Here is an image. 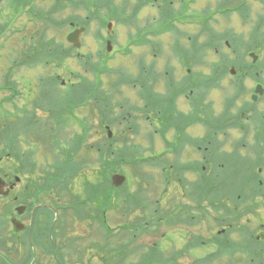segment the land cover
<instances>
[{"label": "flooded vegetation", "instance_id": "af4514ba", "mask_svg": "<svg viewBox=\"0 0 264 264\" xmlns=\"http://www.w3.org/2000/svg\"><path fill=\"white\" fill-rule=\"evenodd\" d=\"M233 2L220 1L214 11L208 12L211 2L200 11V0H151L149 5L157 6L158 14L145 28H133L130 34L132 46L140 43V49H148L138 61L139 70L144 69L145 75L131 79L136 87L137 80L145 76L149 91V146L154 149L159 142L163 145L160 153L154 150L149 157V164L163 167L164 180L169 183L163 189L160 222L166 223L167 228H196L191 231L192 239L177 245L168 242L164 257L171 264L196 258L197 230L204 214L217 205L220 181H229L226 191L230 187L231 190L227 194L231 197L236 193L240 206L249 196L260 198L264 204V89L256 93L257 85L264 87V64L260 66V60L253 62L250 53L255 50L245 53L251 58V65L239 57L246 44L240 43L239 34L225 27V23L228 25L233 19L229 16L236 13L240 24L247 25L249 0L229 5ZM70 25L71 31L78 27L74 22ZM258 28L257 39L264 40V28ZM87 33L88 28L83 41ZM96 36L104 42L106 35L99 29ZM228 51L232 52L230 57ZM145 54L149 56L147 61ZM261 105L262 110L258 108ZM83 110L89 113L81 119L85 122L81 128L88 129V120L96 121L97 127H92L98 128V138L104 139L101 110ZM45 111L51 123L36 125L49 128L54 146L63 145L66 148L59 150L61 154L70 155L72 140L65 136L68 124L63 118L64 109ZM30 144L37 145L29 148ZM59 151L47 149L41 141L24 139L18 142L17 169L7 165L12 151L7 152L5 164L1 158L0 177L6 185L0 190V264H48L50 251L58 264H69L62 261L58 251H73V223H91L87 215L79 218L71 185L56 178L55 163L40 162V154L47 157L58 155ZM151 192L149 189V195ZM227 200L226 197V205H231V198ZM219 238L212 240L216 241L215 246ZM246 239L243 236L241 255L249 254L245 251ZM103 244L98 256L90 250V260L98 259L100 264L101 259L104 264ZM11 251L16 255H11ZM30 251L33 257L28 261Z\"/></svg>", "mask_w": 264, "mask_h": 264}, {"label": "rangeland", "instance_id": "374dc122", "mask_svg": "<svg viewBox=\"0 0 264 264\" xmlns=\"http://www.w3.org/2000/svg\"><path fill=\"white\" fill-rule=\"evenodd\" d=\"M123 1L114 0L113 4L110 5L103 3L102 0H0V101H7L10 97H13L10 90L2 89V86L7 85L6 82L10 80V86L15 87L19 91V94L13 97V105L31 108V103L36 100L39 102V105H44L50 101L49 103L57 108V99L54 98H59L58 92L65 93V91H69V87L62 86V88L58 86L59 91L56 88L52 89L50 85L55 84L56 86L55 75L59 76L60 79H64L67 82L66 85H69L71 81L75 82L77 80L86 82L84 77H87L89 82L96 81L100 83L103 91L112 94L107 95L105 93L104 101L95 102L94 106V102H89L88 109L103 104V109L105 106V116L111 113L110 109L114 108V113L116 114L125 109L133 115L132 120L134 118L139 119V122L136 124L139 125L140 131L137 135H130L128 138L129 142L126 145L122 138L124 136V122H119L121 116L110 117V123H116L115 126L111 127L116 138L114 139V143L108 142L106 144L105 160L107 158L106 162L113 165L114 169H117V167L123 169L121 170L129 178L125 192H129L130 194L137 193L139 195L137 202L141 204L136 212L127 214V216H125L126 213L122 215L118 211H109L108 223L110 227L115 229L124 220H127L128 223H143V221L139 222L138 220L136 222L137 217L144 218L145 222L147 220L148 222L149 220H154L155 223H161L162 208L155 203V200L159 198V194L161 193L160 204H162V199L165 197V191L162 188L169 185L168 181L164 180L163 167L159 163H145L146 161L144 160L150 157V155H154L151 154L154 150L155 153H160L163 146L161 142L155 144L154 149L149 146V124L145 120L146 115L142 111L146 106H149V91L147 92L148 84L144 79L145 76L137 80L136 87H134V83L128 84V80L130 79L125 80L126 82L124 83H119L117 88L114 87L117 81H123L129 74L132 75V78L139 75V58L148 49H136L129 56H124L121 55L117 47L120 45L129 48L127 39L129 34H131L130 32L136 27L145 28L149 24V20H152L153 15L158 14L157 6L153 7L149 4L143 6L138 11V15L134 18V21L133 19L130 21L134 23L131 26H113L115 32L117 28L118 38L115 37L114 39L115 45H113L111 53H103L101 50L103 47L100 43L103 45L104 42H100L96 36L99 29H102L104 33L106 32V21L109 18L115 19L114 17H120L123 13L124 15L126 13V15L133 17L132 14L135 12L137 0H127L129 2L128 7L123 4ZM220 1L224 0H200L201 3L197 7L200 6L201 11L202 8L208 6L211 2L210 6H208L211 10H208V12H212L219 5ZM237 2L239 0H234L233 4L229 5L236 6ZM248 3L249 16L247 25H241L239 22L240 17L236 13H233L229 16V19H233L228 25L226 22L225 27L239 34L237 36L239 42L246 44L245 49L241 52L242 55H239V57L244 59L245 63L247 60L251 65L252 60L245 53L249 50H255L260 55V62L258 60V64L261 66L264 64V40L257 39L255 29H259L258 27L264 28V0H249ZM108 5L109 8H107ZM182 6L184 7V3ZM124 8H126V12ZM35 12L38 14H35ZM199 13L202 15V12ZM71 22L88 28V33L85 35L83 41V48L79 50L73 48L66 39L68 33L71 31ZM150 22L152 23V21ZM243 28L246 31H242ZM40 44L42 46L41 49H39ZM43 45H46L44 47L49 49L50 54L48 56L46 54V57L42 56V53L46 50L43 48ZM136 46L139 45L133 44L130 50ZM60 53H64L65 57L69 55L68 59L66 58L63 62L55 63L56 56L60 57ZM227 54L230 57L232 52L228 51ZM37 55H40V57L35 58ZM144 56L145 61H147L149 56L147 54ZM82 57L85 58L84 61ZM97 63L104 65L102 72L94 70ZM7 77L10 79H6ZM41 83H50L44 85L49 87L50 93L52 92L48 98H43L39 93V88L42 86ZM157 89L160 91L159 88ZM156 97L157 95L154 94V98ZM207 98L208 104L210 95ZM3 104V108L13 107L12 102L7 101L3 102ZM263 105L257 107L262 110ZM83 109L82 107L78 109V112L81 111L82 117L89 113L88 111L84 113L83 111L85 110ZM93 123L96 124V121L91 122V120H88V124L94 125ZM24 126L25 123L21 122L20 127ZM15 131L14 129L10 136ZM75 131H77V128L73 125L67 131L65 135L66 139H70ZM93 132H95V128H93ZM126 133L128 132L126 131ZM36 139L46 140V138L38 137ZM157 139L159 141L161 137L158 136ZM95 140V137L90 138L88 145ZM33 145L37 144H30L29 148ZM1 146L0 151L2 150ZM130 146H133V148ZM91 150L92 154L90 157L95 161L97 154L95 149L92 148ZM112 151L115 152L114 155L110 154ZM83 154L85 155V151ZM39 157L42 165L45 163L54 164L53 158L50 155L44 157L40 154ZM137 159H140L139 162H137ZM7 165L17 166L16 157H10ZM119 168L118 170L120 171ZM86 176L92 180L91 174L86 173ZM78 179L79 177L75 180L74 191H79L80 189V180ZM221 182L222 186L218 190L217 205L214 206L212 212L204 214L205 218L199 224L200 227L198 225L196 245L194 241V254H196V258L181 259L179 262L176 261L178 264H264V244L260 246L261 252L257 256L247 253L246 255H241L239 252H243L242 246L244 241L242 232L248 230L255 237L264 232L262 228V225L264 226V204L263 202L261 203L262 200L249 196V199L245 201L246 203L248 201V205H245V202L242 201L243 203L240 206L237 202L238 197L236 193L231 197L227 194L231 190L226 191L229 181L225 179L219 183ZM149 189H152L150 196ZM123 196L121 195V197ZM226 197L228 199L227 202L231 198V205L229 206L226 205ZM233 204L234 206L237 205V207H232ZM245 210L249 211V213ZM154 211H156V214H153ZM73 227L74 236H78L77 245L82 247L85 242L83 237L87 234L86 223H74ZM95 227L97 226L93 227V233ZM168 228L164 224L160 228H147L138 232L139 238L136 243L142 246H149V258H152V255H154V259L163 260L164 254L162 252L166 251L165 248L168 245L163 239L164 233H167L174 245H177L179 242L181 244L189 238L192 239L191 231L196 230V228H192L189 225H186L185 229L178 225L168 226ZM222 229H226L224 232L226 233V241L223 243V246L219 245L220 249L218 250V245L215 246L216 241L212 240L219 238L218 236L221 234L219 232ZM225 245H227V250H224ZM13 247L11 245V248ZM0 251H2L1 248ZM236 252L238 253L235 254ZM211 253L213 255L208 256ZM229 253L232 255H228ZM11 255H16V252L11 251ZM65 256L69 262H72L73 257H75V255L71 256L69 254ZM85 256L90 255L86 254ZM88 259L89 257L86 258V260ZM92 262L94 264L98 263L97 259L92 260ZM49 264H53V261L50 259Z\"/></svg>", "mask_w": 264, "mask_h": 264}, {"label": "trees", "instance_id": "16d2710c", "mask_svg": "<svg viewBox=\"0 0 264 264\" xmlns=\"http://www.w3.org/2000/svg\"><path fill=\"white\" fill-rule=\"evenodd\" d=\"M113 1L114 0H102L103 3L110 4V5L113 4ZM149 2H151V0H138L137 4L135 5L136 6L135 12L132 15L136 16L138 11L141 8H143V6L149 4ZM123 4L129 5V2L127 0H124ZM107 8H109V5ZM124 11L126 12V8H124ZM123 14L120 17L118 16L114 18L118 21H125L124 20L125 18H129V17H125V18L122 17ZM44 46L46 45H43V48L46 50L42 53V56L46 57V54L48 56L50 53H49V49H47ZM40 48H42L41 44H40ZM68 56L65 57L64 53H60L59 59L61 61H64ZM37 57H40V55L35 56V58ZM95 69L97 68H94V70ZM110 111L111 113L107 115L108 120L110 119L113 110L110 109ZM113 170L114 168H112V165L107 162L106 169L103 175L99 172H95L93 175L94 180L86 181L85 183L86 189L88 190V194H89V201L94 203L96 201L102 200L107 210L110 209L112 206H114L115 201L118 200V197H119L115 189H113L110 186V173ZM125 196L128 200L125 203L122 213L130 214L131 212L135 211L141 205L137 202V197L139 195L137 193L130 194L129 192H127ZM137 220L139 222L141 221H143V223L145 222L144 218H140V219L138 218ZM145 223H149L148 220ZM144 226H146V224H139V225L135 224V225H130V226L127 224L123 225L122 233L120 234L121 238H119V240L116 239L117 235L115 234L114 231H111L109 228L105 227V235H104L105 236V244H104L105 256L103 258V262L105 264H161V260H156V259L149 260V248L141 251V248L143 247H141L140 245L134 244L139 233L133 230H137L139 229V227L142 228ZM130 231H133V232H131L129 235ZM92 247H94L96 256H98V254L100 253V248H101L100 245L96 242L94 246ZM251 251H258V249L254 248V249H251ZM58 253L64 256L63 252L58 251ZM31 257L32 255H30V259Z\"/></svg>", "mask_w": 264, "mask_h": 264}, {"label": "water", "instance_id": "95a60500", "mask_svg": "<svg viewBox=\"0 0 264 264\" xmlns=\"http://www.w3.org/2000/svg\"><path fill=\"white\" fill-rule=\"evenodd\" d=\"M84 29H77L74 32H72L69 36H68V40L70 42H72L74 44V46L76 47H80L81 46V41H80V37L81 34L83 33ZM109 45V44H108ZM257 92H263L262 87L259 85L256 89ZM111 134V133H110ZM126 178L123 175H115L113 177V183L115 186L119 187L121 185H123V183L125 182ZM1 181V180H0Z\"/></svg>", "mask_w": 264, "mask_h": 264}]
</instances>
